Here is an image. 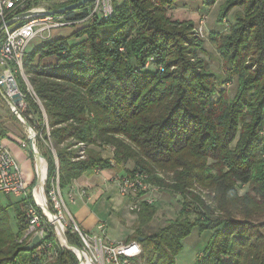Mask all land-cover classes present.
I'll return each mask as SVG.
<instances>
[{"label":"trees","instance_id":"1","mask_svg":"<svg viewBox=\"0 0 264 264\" xmlns=\"http://www.w3.org/2000/svg\"><path fill=\"white\" fill-rule=\"evenodd\" d=\"M78 1L67 0L54 4V8ZM175 1L158 0V5L151 8L150 0H123L114 5L110 19L96 17L76 31L78 41L70 42L69 36L42 39L27 52L23 67L31 75L34 95L42 101L51 127L44 141H51L55 148V153L49 148L41 153L48 165L46 186L49 189L58 177L65 191L88 171L113 170L114 164L122 163L118 158L111 163L95 148L78 159L77 150L61 146L64 142L75 139L98 145L99 140H107L117 146L118 154L120 147L131 153V148L110 136L125 134L142 149L145 159L152 158L175 171L173 183L165 184L156 178L157 184L181 196L175 218L167 219L151 234L144 228L153 220L157 208L155 204L142 203L133 238H143L139 240L143 253L131 264H175L183 242L194 232L204 234L206 240L196 264H248L244 254L243 258L238 254L236 244H251L248 231L252 223L230 212L241 211L237 195L230 190H234V183L252 184L256 204L264 205V169L253 158L264 155V139L259 136L264 130V0H229L227 5L245 4V15L237 17L230 35H211L219 41L218 49L228 69L240 78L236 98L224 104L213 102L214 92L208 88L212 75L199 70L200 63L196 65L190 59L199 57L202 48L201 41L188 33L192 24L175 31L169 19L160 17L164 8ZM89 5L60 15L71 21L81 20L88 15ZM112 26L116 30L105 35L103 31ZM38 55L40 60L36 61ZM49 56L51 60H41ZM247 57H254L251 66L256 65V71H247ZM146 62L155 63L157 68H148ZM160 66L166 71L161 72ZM173 66L176 70L170 71ZM17 75L27 106L31 107L27 98L33 96L22 76ZM253 88L256 96L246 101L245 96ZM241 103L248 109L252 105L254 118L247 137L241 136L232 145L238 133L234 113ZM34 106L37 107L35 103ZM22 113L34 126L30 110ZM39 113L42 114L40 110ZM44 125L39 128L47 136ZM229 133L231 139L222 136ZM209 159H214L215 164L207 165ZM135 165L136 171L148 172L140 161ZM150 181L156 183L155 177ZM195 181H202L216 192L218 209L228 216L216 217L201 198L191 193ZM2 197L9 196L0 194V264H19V259L29 264H79L67 248L58 247L56 254H48L39 251V246L29 249L27 241L20 242L26 227V202L5 204ZM12 206L16 229L11 225ZM262 223L264 228V218ZM48 238L56 241L52 231ZM67 239L73 246H83L76 233L69 231ZM258 257L256 261L264 264V251Z\"/></svg>","mask_w":264,"mask_h":264},{"label":"rangeland","instance_id":"2","mask_svg":"<svg viewBox=\"0 0 264 264\" xmlns=\"http://www.w3.org/2000/svg\"><path fill=\"white\" fill-rule=\"evenodd\" d=\"M150 1L153 4L150 5L151 8H154V6L158 5V0ZM228 1L229 0H176L174 3L167 5V7L164 6L166 8V11L164 8V12L160 14V17L164 18L165 16L166 19L170 20L171 28H173L175 31H179L186 25L188 26L189 23L192 24V30L189 29L188 33L197 38L198 41H201L202 48L199 51V57L195 58L191 56L190 59L195 64L197 62L200 63V66L202 67H198L199 70L212 75L211 86H208V88L209 90H213L214 92L213 102L219 101L221 104H224V102H228L236 98L240 89V78L237 73L228 69L229 67L227 66L226 61L224 60L222 54L218 49L219 41H214L211 38V35L213 34L217 38H219L221 35H230L232 33L233 25L237 22V17L245 15L246 9L245 4L227 5ZM122 2L123 0H114L113 6ZM55 4L61 3L58 2ZM110 17L108 18L110 19ZM93 21H77L65 27L53 29L52 36L50 38L69 36L68 38L70 42H76L78 41V39L76 36H74L75 32L87 26V24ZM114 30H116V27L112 26L106 28L103 32L106 35L110 33V31ZM42 41L43 40L39 37H35L34 39H32L29 43L27 52L33 49L35 46L39 45ZM185 44H188L187 40L185 41ZM51 58L52 57L49 56L41 60L46 61L51 60ZM252 58L254 57H247L245 60L246 65L249 66L247 67L248 72H254L257 68L256 65L251 66L253 60ZM38 60H40L39 55L36 57V61ZM146 66L152 70L157 68L155 63L151 62H146ZM176 68L177 67L173 66L171 67L170 71H174L176 70ZM158 69H160L161 72L166 71L164 66H160ZM24 73L31 87V92L29 93L33 96V98H27V100L31 104V107L27 106L26 103L23 108L19 107V111L22 113L30 110L31 112V114L29 115H31L30 119H32L34 123V126L32 127L36 133L37 150L43 154L49 148L55 153V148L53 147L52 142L44 141L51 132L47 113L42 104V101L36 95H34L33 86L29 78L31 77V75L27 74L25 70ZM16 77L19 81L18 75ZM23 82L26 84L25 79H23ZM251 90L252 92L247 93V95L245 96L246 101L252 100L251 98L256 96V89L253 88ZM34 103L38 108L34 106ZM251 106H249L248 109L246 105H243L241 103V105H239L235 110L234 115H237V120L234 123V127L238 125V133L232 145L236 143L238 138H240L241 136L247 137V135L250 133V125L254 118L252 114V111L254 109L251 108ZM39 110L42 114L39 113ZM222 110H225L224 107H222ZM227 110L228 112H230V109L228 107ZM240 115H242L241 118L239 117ZM43 125L45 126L47 136H45L39 128V126L42 127ZM0 136H2L1 139L5 140V142L10 145L12 152L23 168L26 179L29 182L35 184L38 178V160L35 159L29 146L28 128L13 113L8 103L2 98L1 95ZM110 136H113V138H115L116 140L123 142L125 145L132 149L133 153L132 151L131 153H129L127 148L125 149L123 147H120V154H118L117 146H114L113 143L110 142L107 143V140H99L98 145H91L86 142H78L75 139H69L61 146H69V150H77L76 154L77 156H79L78 159L85 158L88 154V151L92 148H95L101 152L103 157L108 158L111 163H116L117 158L122 162L121 164H114L113 170H102V172L98 173L88 171L80 177L81 183L95 186L98 194H101L100 197L97 196L96 198L92 195L90 206L97 214V217H99L101 221H104L107 224L106 230L108 232V235H110L114 239H125L128 235V232L131 230L130 223H134L133 226L138 225V214L134 211L129 210L128 198L120 194L115 179L122 176L133 175L135 172L142 173V171H136L137 166L135 165V162L140 161L141 163L145 164L148 167V172L143 173L147 175L146 182L150 186L149 188L151 190L154 189L158 192H156L157 200L154 203L157 208L156 213L151 223H149L144 228V231L147 234L154 233L165 224L167 219L173 217L175 218V215L181 208V196L179 194H173L168 191L165 186L157 184L158 182L156 179L160 178V180L162 179L165 184H171L173 183L172 181L175 176V171L162 167L158 162H154L152 158L145 159L146 156L142 152V149L131 139H129L127 135L112 134ZM222 136H224V138L228 140V138H232V133ZM259 136L261 139H264V130L259 133ZM253 158L256 160L254 161L256 162L257 166H260L264 169V155L259 154ZM211 162L215 164L214 159H209L206 164L209 165L211 164ZM40 168L41 165L39 163V171ZM154 177L156 183H152L150 181ZM79 186L80 185H77L75 187ZM190 191L192 194L201 198V201H203L206 206L211 209L213 215H215L216 217L225 218L226 216H228V214L222 213V211L218 209L220 200L216 199V192L211 190L210 187H208L202 181H195ZM230 191L233 192V194L237 195L239 210L242 211H236L234 209L230 212H232L233 215H235L238 219L246 218L252 223L250 230L248 231V235L251 236V244L248 245L249 247H244L243 245L236 244L238 247V254H240V257L242 256L243 258V253L244 260L249 261L248 264H259L260 261H256V259L259 258L258 254H260V252L262 254V252L264 251V228L262 227V221L264 218V205L256 204V200L254 197L257 194L255 193L254 186L252 184L234 183V190L232 191L231 189ZM63 195L68 205V209L72 214H75L77 204L79 203L78 197H76V200L73 203L68 197L67 190L63 191ZM8 198L9 199L2 197V200L5 204H12L17 200L13 196H9ZM20 207L23 211L24 209L21 205ZM9 212L11 215V225L14 229H16L18 225L15 219V211L13 206L9 208ZM247 212H249L248 216L246 215ZM193 216L194 214L191 216V218ZM98 233H100L101 235V231L98 230ZM204 239V234L198 235L197 232H194L187 241L200 243V241ZM195 243H193V245ZM19 264H29V262H24L19 259Z\"/></svg>","mask_w":264,"mask_h":264},{"label":"built area","instance_id":"3","mask_svg":"<svg viewBox=\"0 0 264 264\" xmlns=\"http://www.w3.org/2000/svg\"><path fill=\"white\" fill-rule=\"evenodd\" d=\"M67 0H0V90L10 100L11 110L26 105L25 94L18 84L17 74L20 73L26 81L29 92L31 87L24 73L23 59L27 54L29 43L35 37L48 39L52 36V30L65 27L77 21H93L96 17L108 18L113 13L114 0H89L88 15L77 21H71L60 15L52 14L55 3H64ZM26 13L14 23L8 25L12 18ZM18 95L20 100L14 101ZM20 112V111H19ZM21 113V112H20ZM99 171V170H96ZM147 175L135 172L133 175L122 176L115 179L120 194L129 201V210L139 212L142 205L141 192L149 191L146 182ZM47 178L38 185L29 182L23 168L14 153L4 140H0V194L13 196L17 200H24L26 227L20 242L31 243L35 235H39V251L48 254H56L57 249L67 248L77 257L79 264H131L134 258L143 253V246L139 240L129 242H113L105 237L106 224L100 222L98 230L101 235H96L84 230L75 220L68 209V205L59 186V179L52 182L48 189ZM68 191L71 202L76 197L88 198L87 186L72 187ZM38 195L41 201L38 200ZM144 200L152 203L153 196ZM52 231L56 241L48 238ZM78 234L83 246L67 247L65 241L67 233ZM56 244V245H55ZM79 248V249H78Z\"/></svg>","mask_w":264,"mask_h":264},{"label":"crops","instance_id":"4","mask_svg":"<svg viewBox=\"0 0 264 264\" xmlns=\"http://www.w3.org/2000/svg\"><path fill=\"white\" fill-rule=\"evenodd\" d=\"M8 146L10 147L9 144H8ZM10 149H11V147H10ZM92 171L95 172V173L102 172V170H100V171L92 170ZM77 183H80V184H77ZM72 184H73V186H72L73 188L75 186H77V185H80V187L81 186L89 187L88 198L87 197L86 198H81L80 196H78L79 203L77 204V209L75 211V214H73L76 222L84 230H86V231H88L90 233L96 234V235H100V233H98V224L100 222H104V221H101L99 219V217H97V214L94 212V210L90 206V202L92 201V195H93V197L96 198L97 196L100 197L101 194H98L95 186L86 185V184L81 183L80 182V177L78 179H76ZM156 192H158V191H156L154 189H152V190L149 189V191H147V192H141L140 195H141V197L143 199L142 203L146 202V200H144L146 197L153 196L154 200L150 204H154L156 202V200H157V193ZM136 213L138 214V212H136ZM130 224H131V230L128 232V235H127V237L125 239H118V238L114 239L110 235H108L107 230H105V234L104 235L109 241H113V242L125 243V242H129V241H133L134 240L133 234H134L135 226H133L134 223H130ZM106 227H107V224H106ZM187 240H185L183 242V249L176 256L175 264H196L198 256L201 255V252H202V249H203V246H204L206 240L205 239L201 240L200 243H198V242L195 243V242H191V241L188 242ZM193 243H195V244L193 245Z\"/></svg>","mask_w":264,"mask_h":264},{"label":"water","instance_id":"5","mask_svg":"<svg viewBox=\"0 0 264 264\" xmlns=\"http://www.w3.org/2000/svg\"><path fill=\"white\" fill-rule=\"evenodd\" d=\"M89 0H80L76 3H73V4H69L65 7H62V8H59V9H55V10H52L50 11V13L52 14H57V13H62L64 11H67V10H70V9H76L82 5H85ZM24 15H26V13H23V14H20L14 18H12L11 20H9L7 22L8 25L14 23L17 19L23 17ZM0 95L2 96V98L8 103L10 104V100L7 99L1 92L0 90ZM14 101L15 102H18L20 100V97L18 95H16L14 97ZM13 113L21 120V122H23V124H25V126H27L28 128V131H29V146H30V149L35 157L36 160H42L45 162V165H46V171H45V177L44 179L47 178V172H48V165H47V161L45 160L44 156L41 154V152H39L36 148V145H35V141H36V133L35 131L33 130V127L27 122V120L23 117V115L18 111L17 108H13ZM43 178H41L39 175H38V178L35 182V185H38V184H41L44 180ZM143 238L140 237L139 240L141 241ZM40 244V237L39 235H35L31 241V243L27 246L29 249L31 248H36L37 246H39ZM65 245L67 247H73L71 244L68 243V241H65ZM79 249V248H78Z\"/></svg>","mask_w":264,"mask_h":264},{"label":"bare ground","instance_id":"6","mask_svg":"<svg viewBox=\"0 0 264 264\" xmlns=\"http://www.w3.org/2000/svg\"><path fill=\"white\" fill-rule=\"evenodd\" d=\"M37 143H36V141H35V145H36ZM36 148H37V146H36ZM39 163H40V165H41V168H40V171H39ZM45 171H46V165H45V162L44 161H42V160H38V175L41 177V178H43L44 179V177H45ZM40 186H41V184H40ZM38 200L39 201H41V197L38 195Z\"/></svg>","mask_w":264,"mask_h":264}]
</instances>
